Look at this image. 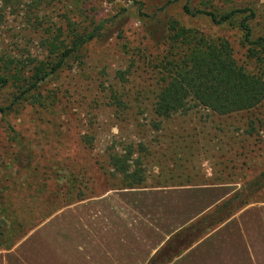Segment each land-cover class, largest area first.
I'll return each instance as SVG.
<instances>
[{"label":"rangeland","instance_id":"rangeland-1","mask_svg":"<svg viewBox=\"0 0 264 264\" xmlns=\"http://www.w3.org/2000/svg\"><path fill=\"white\" fill-rule=\"evenodd\" d=\"M185 3L201 13L184 14ZM244 6L258 15L249 22L252 35L264 37V0H0V55L20 61L17 77H28L32 66L44 62L50 24L63 28L69 19L76 35L101 24L92 40L38 85L33 99L0 115V206L12 246L57 215L71 222V207L149 193L120 189L110 171L106 156L124 154L127 146L144 189L223 184L237 190L264 170V99L223 117L200 108L168 119L151 113L160 88L158 65L168 55L167 20L205 39L225 40L238 64L264 73V53L253 48L259 58H248L252 47L242 44L236 20L214 25L202 13ZM13 93L12 87L0 90V107ZM10 129L31 152L26 170L13 162L18 148ZM246 206L255 224L254 252L264 253V187ZM5 251L0 247V260L7 259Z\"/></svg>","mask_w":264,"mask_h":264},{"label":"trees","instance_id":"trees-1","mask_svg":"<svg viewBox=\"0 0 264 264\" xmlns=\"http://www.w3.org/2000/svg\"><path fill=\"white\" fill-rule=\"evenodd\" d=\"M182 11L187 15L201 13L191 11L185 3ZM214 25L231 23L242 34V44L252 47L248 50V58L257 62L259 56L253 51L260 49L264 53V37H254L249 22L258 15L249 7L233 8L227 12L215 14L204 11ZM101 24L93 30L76 35L74 22L64 20V27L50 24L44 31V62L32 66L28 77H17L20 61L0 55V90L12 87L14 93L8 105L0 107L1 117L12 106L33 99L38 85L64 66L66 60L78 53L80 47L92 40ZM167 32L168 55L159 62L160 88L151 103V113L155 118L168 119L176 113L200 108L217 116L246 112L258 106L264 99V73L261 69L247 70L238 64L225 40H209L197 36L190 30L179 27L176 22L167 20L164 23ZM166 38V37H165ZM21 64V63H20ZM254 69V66L252 67ZM122 103H118L121 105ZM151 124V123H150ZM264 130V121L261 124ZM151 126V125H150ZM155 130L156 123L152 125ZM10 134L17 143V152L13 162L19 169L30 167L31 152L22 143L20 136L10 129ZM126 147L124 154L111 152L106 156L113 175L119 177L120 189H139L145 179L141 171L132 168L130 150ZM161 187V186H150ZM264 187V170L252 180L241 185L225 199L214 205L206 213L190 224L173 233L165 243L149 258L146 264H169L173 259L187 250L201 235L223 223L240 209L250 203L253 195ZM0 206V247L8 250L13 242L10 229H4L7 217L2 214Z\"/></svg>","mask_w":264,"mask_h":264},{"label":"crops","instance_id":"crops-1","mask_svg":"<svg viewBox=\"0 0 264 264\" xmlns=\"http://www.w3.org/2000/svg\"><path fill=\"white\" fill-rule=\"evenodd\" d=\"M229 188H139L151 191L127 201L111 196L102 205L71 207V222L57 215L54 222L41 223L22 244L5 251L8 257L0 264H146L173 233L236 190ZM249 210L243 207L201 235L169 264H264V253L254 252L255 224ZM12 256L17 259L9 262Z\"/></svg>","mask_w":264,"mask_h":264}]
</instances>
